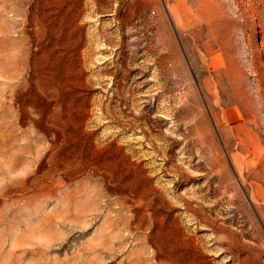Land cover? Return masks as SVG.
Here are the masks:
<instances>
[{
  "label": "rangeland",
  "instance_id": "374dc122",
  "mask_svg": "<svg viewBox=\"0 0 264 264\" xmlns=\"http://www.w3.org/2000/svg\"><path fill=\"white\" fill-rule=\"evenodd\" d=\"M136 1L0 0V264H264V0Z\"/></svg>",
  "mask_w": 264,
  "mask_h": 264
},
{
  "label": "bare ground",
  "instance_id": "6f19581e",
  "mask_svg": "<svg viewBox=\"0 0 264 264\" xmlns=\"http://www.w3.org/2000/svg\"><path fill=\"white\" fill-rule=\"evenodd\" d=\"M27 1V0H26ZM45 4H47L50 8V13L53 15H56L60 12L61 8H59L58 5H61L62 1H66V0H43ZM106 1V0H105ZM138 1V0H137ZM136 1V2H137ZM29 2V1H28ZM20 3V2H19ZM22 3V2H21ZM67 4V3H66ZM81 4V3H80ZM99 4V3H98ZM144 5H146L144 3ZM148 5V4H147ZM22 6V5H21ZM75 6V5H74ZM149 6V5H148ZM156 6V5H155ZM29 7V6H28ZM71 6H67L66 9L68 10ZM146 7V6H145ZM144 7V8H145ZM156 8V7H155ZM186 8V7H185ZM28 9V8H27ZM157 9V8H156ZM71 10V9H69ZM189 10V9H188ZM72 12V11H71ZM189 12V11H188ZM48 13V12H47ZM72 14V13H71ZM194 15V14H193ZM76 16V15H75ZM174 16V15H173ZM189 16V15H188ZM52 18V17H51ZM75 18V17H74ZM21 84V83H20ZM227 250V249H226ZM157 259V257H156ZM160 259V258H159ZM188 263V262H187ZM191 263V262H190Z\"/></svg>",
  "mask_w": 264,
  "mask_h": 264
}]
</instances>
